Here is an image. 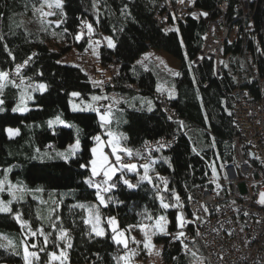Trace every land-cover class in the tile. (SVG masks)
<instances>
[{
    "label": "trees",
    "instance_id": "obj_1",
    "mask_svg": "<svg viewBox=\"0 0 264 264\" xmlns=\"http://www.w3.org/2000/svg\"><path fill=\"white\" fill-rule=\"evenodd\" d=\"M166 1L173 4L178 0H63L66 16H61L60 10L56 9V16L44 18L53 21L49 24L42 23L39 14L34 13V8L43 0H0V71L8 72L10 79L19 84L16 65H22L32 57L20 70L25 84L19 88L8 84L0 93V99L4 100L0 105L3 108L0 111V180L7 174L13 186L25 189L23 193L13 189L22 198L14 200L11 207L23 213V218L34 230L43 225L45 232L51 233L44 247L43 237L30 236L21 231L10 215L0 214V234L17 245L15 249L0 248V264H25L21 241L26 236L29 245H37L29 248L39 256L33 264H48L49 253L61 250L56 244L64 247L63 241L56 240L58 232L49 227L56 214L71 237L72 247L65 249L67 264H117L114 257H119L121 246L112 241L107 223H102L106 230L103 238L90 237V228L83 223L87 213L79 207H72L77 204L98 205L94 190L83 182L90 177V170L81 165L89 164L90 149L94 145L92 137L103 135L104 129L95 112L73 111L71 101L83 106L96 104L91 99L94 95L121 99L117 106L121 111L116 112V119L109 127L127 137L122 143L133 152L146 141L160 138L174 141L172 146L153 152L157 163L150 175L155 184H160L157 174L168 181L169 191L161 194L173 204L171 191L179 194L184 204L183 213L189 220V191L198 186L211 187L213 173L210 165L215 164L216 169L221 170L233 159V101L230 93L234 83L226 72L221 78L216 77L212 61L204 60L199 70L193 63L203 43L207 20H195L186 14L177 18L169 12L164 17ZM219 1L194 0L197 8L209 13V18L217 15ZM231 7L229 2L224 10L233 19ZM252 7L255 32L259 33L264 22V3L257 0ZM43 10L49 11L47 7ZM60 20L63 22L57 27L55 21ZM84 21L93 26L92 34L104 35L113 41L114 47L102 45L99 54V63L103 67H115L113 82L99 86L82 65L62 61L71 49H85L89 34L82 23ZM170 25L176 28L167 29ZM81 32L84 35L77 40L76 35ZM239 46L235 45V51H239ZM149 49L161 50L177 60L179 75L165 72L158 65L144 67L138 63ZM228 51L229 47L226 53ZM37 84H45L46 91H33L32 87ZM24 89L27 91L22 100ZM170 90L175 93L172 98L168 95ZM72 92L80 95L73 97ZM163 96L166 106L162 105ZM148 101H151L152 111H148ZM105 102L109 104L111 101L106 99ZM25 105L28 111H13V108ZM173 114L182 119L185 127L180 128L179 123L171 119ZM57 116L75 127L54 125L50 128L48 121ZM8 127L19 130V134L9 138ZM77 138L80 151L68 160L61 159L57 153ZM193 147L199 155L192 151ZM36 156L40 158L33 159ZM8 169L10 171H6ZM125 175L133 184L139 179L134 172ZM119 176L118 172L113 178L116 187L107 193L108 206L98 205L102 221L114 216L120 227L127 229L129 225L141 222L152 223L144 216L147 212L153 217H167L170 232L179 230L176 226L179 209L161 208L153 185L141 183L137 188L129 189ZM2 194L12 199L7 185ZM52 201L59 203L53 205ZM53 207H56V213H51ZM37 215L42 220L37 219ZM190 226L186 232L195 236ZM155 239L162 243L161 256L165 264H193V257L190 253L185 254L178 240H172L168 235ZM0 243L6 244L7 241ZM42 247L43 251L40 250ZM191 249L198 252L201 246L194 240ZM200 261L207 264L202 258Z\"/></svg>",
    "mask_w": 264,
    "mask_h": 264
},
{
    "label": "built area",
    "instance_id": "obj_2",
    "mask_svg": "<svg viewBox=\"0 0 264 264\" xmlns=\"http://www.w3.org/2000/svg\"><path fill=\"white\" fill-rule=\"evenodd\" d=\"M256 1L220 0L218 13L212 18L207 11L197 8L194 0L182 5L189 17L207 20L201 58L195 57L194 65L199 70L204 60L213 61V71L218 78L226 72L235 85L230 93L235 130L234 162L223 167L220 174L227 182L218 175L211 179V187L198 186L187 194L190 220L194 219L193 213L201 219L184 228L190 226L195 232L192 236L184 230L189 237L185 243L191 248L194 240L198 242L209 264H264V205L258 203L259 193L264 192V22L256 33L252 7ZM229 2L233 19L224 10ZM236 44L240 45L239 51L234 49ZM227 47L230 51L226 53ZM197 74L200 77L199 71ZM246 82L253 84L255 93L245 87ZM164 97L162 105L166 106ZM105 105L104 101H99L96 106L103 112ZM170 117L175 122L182 121L176 114ZM157 142L174 144L167 138L146 141L136 149L135 153L143 155L133 158L134 162H147L148 150L155 149ZM224 190L227 195L220 197Z\"/></svg>",
    "mask_w": 264,
    "mask_h": 264
},
{
    "label": "snow or ice",
    "instance_id": "obj_3",
    "mask_svg": "<svg viewBox=\"0 0 264 264\" xmlns=\"http://www.w3.org/2000/svg\"><path fill=\"white\" fill-rule=\"evenodd\" d=\"M95 6V3H94ZM47 7L49 11H44L43 9ZM56 9L60 10L61 16H66V14L63 12V0H43V2L40 4L39 7L34 8V13L39 14L41 18L42 23H53L51 20H45L46 17H52L57 15ZM202 15H207L206 13H202ZM63 22V20L55 21L56 26L59 27L60 24ZM86 25L87 31L89 34L93 32V26L91 24H87L86 21L82 22ZM66 31V30H65ZM84 35L83 32L78 33L76 35V39L79 40ZM108 47H114L113 41L111 39H108ZM11 55V53H9ZM32 57H29L28 60L24 61V64H18L16 65V75L20 77L19 84L16 83L15 80L10 79L8 72L0 71V93L3 92V89L8 85L11 84L14 87H21L25 84L24 78L21 76L20 70L24 66H26L29 61H31ZM174 76H178L179 73H172ZM95 84L102 86L103 82H95ZM32 87V86H30ZM33 91L39 90L41 92L46 91V85L45 84H37L34 87H32ZM27 89H24V91L21 92V99L24 98V92H26ZM159 91V89H158ZM174 90H170L168 95L169 98H172L174 96ZM71 95L73 97H78L80 94L77 92H72ZM28 99H31V96L28 97ZM92 101L99 102L102 100H110L111 102L103 107L106 108L105 111H101L100 107H97L96 104H87V105H78L73 103L72 104V110L73 111H92L95 112L100 121L101 128L104 129L103 136L107 137V139H102V135H95L92 137L94 143L96 146H93L90 151L92 154V157L89 161L88 165H81L82 168H89L90 170V177L85 179L83 182L89 187L94 190V195L96 197V200L98 201V205H103L104 207L108 206L107 203V193L111 192L115 187L116 184L113 181V178L116 176V174L119 172L120 181L127 186L129 189H135L137 188L141 183H147L150 185H153V187L156 189V198L160 202V207L167 210L169 208H177L180 209V211L176 215V226L180 229L175 235L174 239L179 240L183 249L185 250V254L188 255L189 253L193 257V264H202L200 261V258L197 256V252L193 251L191 248H189V245L185 243L186 240L189 239L187 234L183 231L184 228H186L189 224L195 223L197 220H200L201 218L197 216L195 213H193V220H189L184 216L183 213V207L184 204L181 200V197L179 194H177L175 191H171L170 195L171 198L175 201V203L167 202L166 198L161 194L162 192H168V181L163 178L159 177L157 174V179L160 181V184H155L153 181L152 176L150 175V172H154L155 169L153 167L154 164L157 163V160L155 158H152L151 152L153 151H160L162 149H166L170 147V143L166 142H157V146L155 149H149L148 150V156L146 157V161L143 164H135L125 161L124 157L129 158H137L141 157L143 154L140 152H136L134 156L133 149L128 148L126 144L122 143V141H126L127 137L123 133H116L111 130L109 127L113 120L116 119V112L121 111L117 106L122 102L121 99L116 97H105V96H92ZM4 104V100L0 99V105ZM83 104V102H81ZM148 104V111H152L151 101L147 102ZM135 107V105H132ZM29 109L25 105L24 107L17 106L16 108H13V111H20V112H26ZM0 111H3V108H0ZM180 128L185 127L182 121L178 122ZM54 125H62L63 127H75L74 125L68 124L66 121L62 120L60 116H57L54 120L48 121V126L52 128ZM7 133L9 135V138H12L15 135L19 134V130L8 128ZM77 132H79V129H77ZM103 144L104 147L110 149V151L105 152L103 147H100V145ZM81 149V144L79 138L76 139L75 143L71 144L69 146V149L67 153L61 152L57 153V155L64 160H68L71 156H75L78 151ZM37 153H39V149L36 150ZM193 152H196L197 155H199V152L197 151L196 147L192 148ZM39 156L33 157V159H39ZM165 162H168L167 158H164ZM171 166V165H169ZM212 169L213 176L216 175V166L215 164L210 165ZM140 169L143 170L142 174L140 173ZM10 171V169L6 170ZM127 172H134L139 177L137 182L133 184L130 180L126 178ZM99 177V180L96 178ZM227 178V177H225ZM214 182V181H213ZM163 185L161 188L160 185ZM5 185L8 186V192L9 195L12 196L11 200H8L7 202L0 200V214H7L10 215L16 223L20 226L21 231L27 232L30 236L36 237L41 236L43 237V244L44 247L48 244V237L51 235V233H47L44 230L43 225H41L40 228L33 229L31 223L23 218V213L17 211H14L11 207L14 200L18 201L22 197L16 195V191H19L23 193L25 191L24 188H16V186H13L7 178V174H5L4 179L0 180V192H3L5 190ZM217 187L219 185L217 184ZM16 188V191L13 189ZM191 197H189V200ZM53 205H58L59 202L52 201ZM258 203L264 205V192L259 193V199ZM94 205H86V204H77L73 205L72 207L76 208L79 207L83 209L87 216L84 218L83 223L87 226H89V236H95L103 238L106 235V230L102 227V223H107L108 228L110 229L112 235L111 239L114 243L117 245L122 246L126 251L124 252V255L115 258L117 259V264H120V261H124L125 264H130L131 259L136 255L137 249H129V243L137 245V248L141 243H143V247L145 249H149V252H151V249L155 246L151 243L152 236L156 235L157 233H162L164 235H170L167 231V218L164 215H160L158 217H153L147 212L144 213V216L147 220L152 221L150 224H145L143 222L139 223L138 225H129L127 229H122L119 225V222L115 217L109 216L106 218V220L102 221V217L99 211V206ZM204 211L207 212L208 209L205 207ZM57 209L56 207H53L51 209V213H56ZM51 213L50 217L51 218ZM245 216L248 215L247 212L244 213ZM37 219H41L42 217L40 215H37ZM60 216L58 214L55 215V220L53 222H50L49 227L53 229V231L58 232V235L56 236V240L63 241L64 247L61 248V245L59 243L56 244L57 248H60L61 250L59 253L53 251L49 253V261L48 264H67V254L65 249L71 248L72 245L70 243L71 237L69 236V230L64 228L62 223H60ZM133 228H138L140 232L144 235L143 241H137L135 237L130 236V232ZM126 233H128L126 235ZM196 235L199 236L200 232L197 230ZM231 235V233H229ZM0 241H7L6 244L0 243V248H12L15 249L17 245L7 236L0 234ZM55 243V241H54ZM21 244L23 245V259L25 264H33V261H38L39 256L38 253L35 251H29V248H36V243H32L29 245L27 243V236L23 241H21ZM44 247H42L40 250L43 251ZM159 254V253H157ZM31 258V259H30Z\"/></svg>",
    "mask_w": 264,
    "mask_h": 264
},
{
    "label": "rangeland",
    "instance_id": "obj_4",
    "mask_svg": "<svg viewBox=\"0 0 264 264\" xmlns=\"http://www.w3.org/2000/svg\"><path fill=\"white\" fill-rule=\"evenodd\" d=\"M191 1L192 0H183L182 2H180V0H178L176 3H173V4L169 3L168 1H166V4H167L166 9L167 10L170 9V10H168V12L172 16L180 18L181 15L186 14L188 12V10L183 8L182 5L185 4V3H190ZM166 28L167 29H170V28L173 29V28H176V26L175 25H170V26H167ZM87 34H89L88 31H87ZM93 35L94 34H92V33L89 34V37L86 40L87 41V45H86V47H85V49L83 51H76L73 48L63 57L62 61L71 63L73 65H82L85 68V70L88 73H90L91 79L94 82H100V81H102L103 83L113 82L112 73L115 71V67L113 69H112V67H103L99 63L100 48H101L102 45H107L108 44V39L109 38L104 36V35H100V34L99 35L95 34L94 36ZM202 45L204 46V43H202ZM201 48H202V46H201ZM200 51H201V49H200ZM200 51L198 52V55L196 56L197 58H201L199 56ZM194 60H195V58H194ZM138 63H140L144 67H147L150 64L158 65L160 67V69H162L163 71L168 72L170 74L177 73V70L179 68V62L177 60H175L171 56L167 55L165 52H163L161 50H157V49H149V50H147L140 57V59L138 60ZM213 65L214 64H213V61H212V70H213ZM106 69H108V71ZM116 70H117V67H116ZM213 73H214V71H213ZM102 74H104V76ZM214 75L216 77H218L215 73H214ZM234 86L235 85L233 84V87ZM245 87H247L252 93H255V90L251 88V87H254V86L250 82H246ZM73 103H75V101H71V107H72ZM8 128L15 129L13 127H8ZM234 135H235V130H234V134H233V136L231 138L232 145H233V137H234ZM102 139H107V137L102 135ZM75 141L70 143L65 148L61 149L60 153L61 152L67 153V151L69 149V146L71 144L75 143ZM93 146H96L95 143H94ZM100 147H103L105 152L110 151V149L104 147L103 144H101ZM232 155H233V159L230 162L224 164L223 165L224 168H225V166H228V165H230V164H232L234 162V155H235L234 151H232ZM124 159H125V161H126V159H128L127 162L135 163L133 160H130L129 157H124ZM223 171L216 170L215 177H218V175L220 176L221 172H223ZM3 179H1V180H3ZM221 179H222V177H221ZM222 181L223 182H227L224 179H222ZM223 195H227V190H224V194L222 192L220 194V197L223 196ZM0 200H3L5 202H7L9 199L5 198L3 196V194H2V192H0ZM179 211H180V209L177 211V213ZM184 216L186 217L185 214H184ZM112 217H114V216H112ZM167 221H168V223H167V231H168V233H170V235H168V237H170L173 240L174 235L178 231H180V229L178 231L170 232L168 230V224H169L168 218H167ZM184 230H186V229H183V231ZM126 235H127V233H126ZM130 236L135 237V239L137 241H143L144 240V235H143L142 232L139 231L138 228H133L131 230V232H130ZM156 236H166V235H164L162 233H157L156 235L152 236L151 243L155 247L151 249V252H149V249H145L143 247V243H141L138 248H137V245L129 243V249H137L136 255L131 259L130 264H165L163 259H162V256H161L162 243L158 242L155 239ZM125 251L126 250L121 246V250L119 252V257L124 255ZM57 253H59V252H57ZM157 253H159V254H157ZM197 256L199 258L204 259L207 262V264H209V262L207 261V258L205 256H203L201 251L197 252ZM6 264H8V263H6ZM120 264H125V262L124 261H120ZM202 264H204V263L202 262Z\"/></svg>",
    "mask_w": 264,
    "mask_h": 264
},
{
    "label": "bare ground",
    "instance_id": "obj_5",
    "mask_svg": "<svg viewBox=\"0 0 264 264\" xmlns=\"http://www.w3.org/2000/svg\"><path fill=\"white\" fill-rule=\"evenodd\" d=\"M126 160H128V159H126ZM130 160H132V159H130Z\"/></svg>",
    "mask_w": 264,
    "mask_h": 264
}]
</instances>
